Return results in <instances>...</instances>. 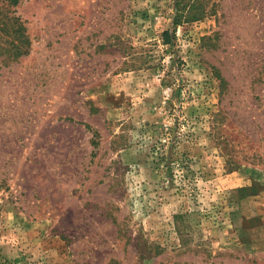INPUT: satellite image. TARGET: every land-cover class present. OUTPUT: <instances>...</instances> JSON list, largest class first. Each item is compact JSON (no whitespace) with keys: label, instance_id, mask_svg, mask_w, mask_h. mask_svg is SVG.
<instances>
[{"label":"rangeland","instance_id":"1","mask_svg":"<svg viewBox=\"0 0 264 264\" xmlns=\"http://www.w3.org/2000/svg\"><path fill=\"white\" fill-rule=\"evenodd\" d=\"M0 264H264V0H0Z\"/></svg>","mask_w":264,"mask_h":264},{"label":"trees","instance_id":"2","mask_svg":"<svg viewBox=\"0 0 264 264\" xmlns=\"http://www.w3.org/2000/svg\"><path fill=\"white\" fill-rule=\"evenodd\" d=\"M10 4H15L17 0H8ZM180 21V14L176 16L175 23ZM13 39L16 41V43L13 45V48L11 49V54L13 57H18L20 55H24L28 52V46H29V40L25 34V27L23 26L22 22L20 21L19 17L12 16L9 21ZM166 35L167 33L164 32Z\"/></svg>","mask_w":264,"mask_h":264}]
</instances>
